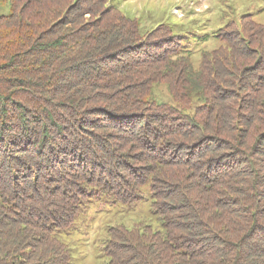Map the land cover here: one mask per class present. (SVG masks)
<instances>
[{
    "label": "trees",
    "instance_id": "16d2710c",
    "mask_svg": "<svg viewBox=\"0 0 264 264\" xmlns=\"http://www.w3.org/2000/svg\"><path fill=\"white\" fill-rule=\"evenodd\" d=\"M213 37L194 69L167 25L142 34L108 0H9L0 264H72L55 230L143 194L161 227H109L105 264H264V26Z\"/></svg>",
    "mask_w": 264,
    "mask_h": 264
},
{
    "label": "rangeland",
    "instance_id": "374dc122",
    "mask_svg": "<svg viewBox=\"0 0 264 264\" xmlns=\"http://www.w3.org/2000/svg\"><path fill=\"white\" fill-rule=\"evenodd\" d=\"M108 5L136 19L142 34L160 24L167 25L174 35L182 38V54L189 57L194 69L198 68L202 51L219 46L213 35L227 23H237L241 16L251 14L254 21L264 26V0H108ZM8 12L9 0H0V16ZM148 99L169 102L166 85H154ZM137 222L154 229L161 227L146 194L131 206L99 196L88 202L71 227L55 230L53 234L67 247L72 264H105L108 259L103 245L108 228L131 227Z\"/></svg>",
    "mask_w": 264,
    "mask_h": 264
}]
</instances>
